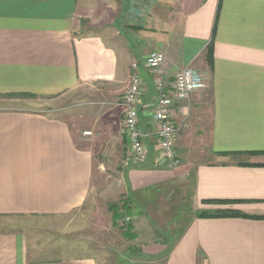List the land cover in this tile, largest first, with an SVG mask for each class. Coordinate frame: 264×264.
I'll return each mask as SVG.
<instances>
[{
	"label": "crops",
	"instance_id": "0c3cea01",
	"mask_svg": "<svg viewBox=\"0 0 264 264\" xmlns=\"http://www.w3.org/2000/svg\"><path fill=\"white\" fill-rule=\"evenodd\" d=\"M153 51L164 55L166 84L188 66L207 76L204 89L172 108L177 124L181 107L188 114L175 143L182 157L187 129L206 119L193 151L205 159L169 169L152 156L123 172L129 192L146 198L173 181L190 189L192 216L166 264H264V0H0V216H66L92 190L93 155L78 146L70 121L54 108L16 102H56L118 80L126 89L137 61L144 88L138 124L154 145L158 74L145 64ZM200 211L239 214L202 218ZM164 248L155 243L142 252ZM30 252L23 234L0 230V264H97L65 246L36 251L34 259Z\"/></svg>",
	"mask_w": 264,
	"mask_h": 264
},
{
	"label": "rangeland",
	"instance_id": "374dc122",
	"mask_svg": "<svg viewBox=\"0 0 264 264\" xmlns=\"http://www.w3.org/2000/svg\"><path fill=\"white\" fill-rule=\"evenodd\" d=\"M125 86L122 80H118L110 85L83 86L62 99H56V102L47 97L22 98L21 102H16L25 105L26 101H33V104L44 108L40 110L42 112H46L47 108L56 109L70 121L78 146L93 155L92 190L88 203L80 210L55 217L0 216V230L5 227L8 232L23 234L26 246L31 251L30 258H37L34 254L36 251L46 252L52 246H65L70 247L75 255H93L97 264H166V256L170 253L166 255L167 245L187 226L192 216L187 207L190 189L184 186V190L183 182L175 181L167 183L159 191L148 190L147 198L136 193L132 195L134 202H141L142 207L141 211L134 210L131 214L135 238L126 239L121 235V229L126 224L122 220L125 216L118 226L112 224L109 204L123 201L130 193L123 172L131 166H125L122 162L127 143L123 139L122 114L117 104ZM198 111L204 113L205 109ZM204 123L196 126L197 122L193 121V129H187L190 146L185 145L186 157H182L184 148L177 151L179 161L205 159L193 157L200 135L198 131L205 132L208 128L206 119ZM85 131L90 134L84 135ZM179 146L182 148V144ZM155 243L165 246L160 254L146 255L142 252L143 246ZM202 260L200 264H204Z\"/></svg>",
	"mask_w": 264,
	"mask_h": 264
},
{
	"label": "built area",
	"instance_id": "2783aa9c",
	"mask_svg": "<svg viewBox=\"0 0 264 264\" xmlns=\"http://www.w3.org/2000/svg\"><path fill=\"white\" fill-rule=\"evenodd\" d=\"M163 61L164 55L158 51L149 53L145 59V64L158 74L154 78L156 98L152 110L154 145H147L143 141L145 134L138 124V108L144 90L140 65L137 61L130 65L129 84L117 102L122 114L121 130L127 143V151L122 158L125 166L145 164L152 156L155 164L169 169L177 168L180 164L175 143L188 114L186 107H181L182 119L177 124L172 118V108L175 102L187 101L191 93L204 89L207 86V76L192 67H184L175 72L171 81L166 84L159 70ZM83 134L89 135L90 132L85 131Z\"/></svg>",
	"mask_w": 264,
	"mask_h": 264
},
{
	"label": "trees",
	"instance_id": "16d2710c",
	"mask_svg": "<svg viewBox=\"0 0 264 264\" xmlns=\"http://www.w3.org/2000/svg\"><path fill=\"white\" fill-rule=\"evenodd\" d=\"M208 52L210 53L209 57L211 58V47L208 48ZM124 141H126V139ZM133 194L134 193L130 192L123 201L121 200L119 203L113 202L109 204L108 208L111 213V220L114 226H118V223L122 219L123 216H128V215L133 214L135 210L134 208H137L136 211H140L139 205L137 203L135 204L134 202L135 200L132 198ZM238 214H239L238 212L200 211L196 214V216L202 217V218L203 217H225V216H237ZM123 227L124 228L121 229V235L123 236V238H126V239L135 238V233L132 232L133 225L131 224V222H127L126 224L123 225ZM184 230L185 228L182 230L180 235L175 240L171 241L170 245H167L168 248L166 251V255H168V253L171 251V249L173 248V244L177 242L178 238L183 234Z\"/></svg>",
	"mask_w": 264,
	"mask_h": 264
}]
</instances>
